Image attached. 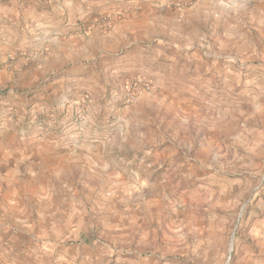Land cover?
<instances>
[{"label":"rangeland","instance_id":"obj_1","mask_svg":"<svg viewBox=\"0 0 264 264\" xmlns=\"http://www.w3.org/2000/svg\"><path fill=\"white\" fill-rule=\"evenodd\" d=\"M209 2L219 17L156 27L145 51L112 44L125 65L0 83L19 109L0 115V264H264V0Z\"/></svg>","mask_w":264,"mask_h":264},{"label":"crops","instance_id":"obj_2","mask_svg":"<svg viewBox=\"0 0 264 264\" xmlns=\"http://www.w3.org/2000/svg\"><path fill=\"white\" fill-rule=\"evenodd\" d=\"M101 1L0 0V83L15 77L28 80L43 78L49 79L52 84L60 81L61 88L67 87L68 83L83 79V66L88 59L101 58L102 63L110 64V67L125 65V56L120 58L107 52L112 44L118 47L117 41L145 51V48H150L147 43L151 30L156 27L167 28V24H177L179 33L184 34V28L189 24L200 21L207 24L210 16H220V7L209 2L211 0H195L191 7L174 11L161 7L162 4L159 8H153L148 0H127L126 6H122L124 10L118 12L114 9L103 10L102 6L107 2ZM200 13L203 17L201 20L197 18ZM226 15L229 16L227 12ZM164 46L171 49L176 47L180 51L186 49L185 45L173 42ZM89 47L92 50H88ZM11 50L22 51L13 66L5 64V54ZM215 69L219 71V68ZM52 84L43 85V91H47L45 89ZM75 85L81 86L77 82ZM74 90L79 93V89ZM28 100L27 106H32V112L46 105L44 101L39 102L36 95ZM8 104L0 103V115L3 112L6 117L11 111L19 112L14 105L5 107ZM6 125H0V134L10 130ZM8 134L14 136L15 133ZM12 139L5 143H11ZM12 155L0 146L1 161L11 159ZM9 165L1 163L0 166L4 168H0L6 171L5 167Z\"/></svg>","mask_w":264,"mask_h":264},{"label":"water","instance_id":"obj_3","mask_svg":"<svg viewBox=\"0 0 264 264\" xmlns=\"http://www.w3.org/2000/svg\"><path fill=\"white\" fill-rule=\"evenodd\" d=\"M231 249H232V246L230 247V251H231Z\"/></svg>","mask_w":264,"mask_h":264}]
</instances>
